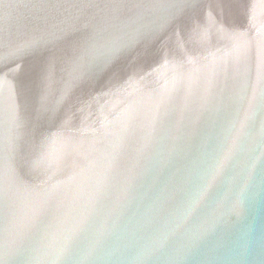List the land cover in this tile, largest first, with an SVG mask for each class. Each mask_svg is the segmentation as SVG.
Instances as JSON below:
<instances>
[{
    "label": "water",
    "instance_id": "95a60500",
    "mask_svg": "<svg viewBox=\"0 0 264 264\" xmlns=\"http://www.w3.org/2000/svg\"><path fill=\"white\" fill-rule=\"evenodd\" d=\"M0 264H264V0H0Z\"/></svg>",
    "mask_w": 264,
    "mask_h": 264
}]
</instances>
